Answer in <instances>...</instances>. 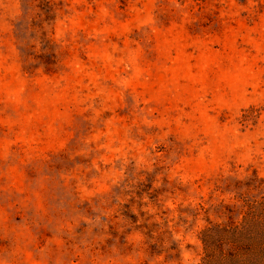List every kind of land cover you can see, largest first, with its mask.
I'll list each match as a JSON object with an SVG mask.
<instances>
[{
    "label": "rangeland",
    "instance_id": "rangeland-1",
    "mask_svg": "<svg viewBox=\"0 0 264 264\" xmlns=\"http://www.w3.org/2000/svg\"><path fill=\"white\" fill-rule=\"evenodd\" d=\"M253 172L264 0H0V264H203Z\"/></svg>",
    "mask_w": 264,
    "mask_h": 264
},
{
    "label": "trees",
    "instance_id": "trees-1",
    "mask_svg": "<svg viewBox=\"0 0 264 264\" xmlns=\"http://www.w3.org/2000/svg\"><path fill=\"white\" fill-rule=\"evenodd\" d=\"M217 189L229 194V200L221 199L210 209L199 207L203 264H264V178L253 172L232 187L225 182ZM197 215L195 211V220Z\"/></svg>",
    "mask_w": 264,
    "mask_h": 264
}]
</instances>
